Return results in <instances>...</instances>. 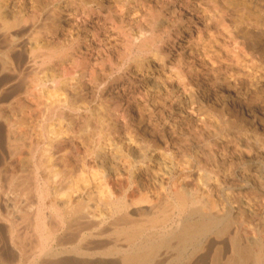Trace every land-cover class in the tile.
<instances>
[{"label": "rangeland", "instance_id": "obj_1", "mask_svg": "<svg viewBox=\"0 0 264 264\" xmlns=\"http://www.w3.org/2000/svg\"><path fill=\"white\" fill-rule=\"evenodd\" d=\"M261 1L263 4L260 0H174L173 3L165 4L162 15L165 18L152 32L156 37L159 35L155 41V49L158 48L157 51L160 52V59L153 60L151 64L153 69L136 71L133 74L134 66L129 65L123 68L122 72L120 69L115 70L110 75V80L105 83L103 92V98L113 99L112 115L107 117L106 122L114 123L120 130L127 123L139 140L144 142L147 159L152 152L163 154L173 161L171 167L174 166L173 170L180 172L172 180L175 188L181 186L195 190L199 201H207L208 205L213 203L220 211H236L231 212L234 217L224 213L223 218L232 225L231 235H234L235 226L238 227L240 242L253 252L250 264H264V234L258 227V218L264 211V0ZM64 17L70 19L74 26L84 22L90 29L95 24L94 15ZM140 21L143 22V19ZM114 34L120 37L118 33ZM150 34L151 32L147 31L145 36L150 37ZM118 39L120 40L115 42L123 41L122 37ZM138 41L139 39L135 42ZM82 44L83 47L89 46L85 42ZM103 44L104 42L97 46L102 51V56L108 47ZM5 48V41L0 36V53ZM99 48L87 52L91 63L95 61V57L98 58L96 55ZM106 53L107 50L105 57ZM148 56L152 59L151 55ZM8 57L12 62L8 66L4 67L0 62V264H31L13 258V254H28L35 250L33 247L36 233L20 220L14 221L13 230H10L5 220L9 213L7 203L12 201L21 205L37 199L38 175L35 165L39 155L45 154L44 148L48 139L45 141L41 132L43 126L50 130L55 121L46 119L44 99L37 95L33 62L26 54L18 51ZM18 61L26 63L19 67L16 64ZM211 68L215 69L211 72ZM214 71L218 74L213 73ZM118 74H122V79L115 82L113 78ZM155 74L160 75L159 81L156 82L159 83L158 95L163 103L158 102L154 107L141 83ZM145 76L147 77L144 78ZM87 79L88 76H85V81ZM227 80L231 85H226ZM250 80H256L258 88L252 87ZM174 96L183 102L182 108L187 111H183V115L187 117L179 115ZM82 111L79 113L86 115L87 111ZM203 117L206 118L205 124L200 120ZM44 121L46 122L43 123ZM48 125H51L50 129ZM80 149L81 155L78 152L76 156V152L71 154L73 168L70 177L58 187L59 196H62L60 198L71 193V201L88 203L90 209L101 216L109 213L100 203L101 191H108L113 195L126 191L128 196L133 197L144 195L150 199L148 206H153L154 210L158 208L164 212L171 208L168 204L173 199L167 202L166 199L170 198L168 196L156 197V192L159 188V191L162 189L155 180V169L151 168L146 158L142 163L134 165L130 171L132 174L123 171L128 169L123 162L115 164L111 171L107 172L97 167L93 161H85L82 158L85 154L84 148ZM210 150L212 154L209 153ZM48 153L47 151L46 154ZM19 158L28 159L30 164L22 170L18 169L15 161ZM176 159L181 160V166L174 162ZM76 161L79 165H76ZM87 162L94 164L91 167H82L88 164ZM181 167L184 169L178 171ZM202 168L211 173V178L207 179L203 175ZM53 169L61 172L70 168H64L60 162H56ZM82 186L87 188V193L80 191ZM68 187H71V190ZM98 189L101 190L100 193L96 192ZM169 214L167 229L176 226L180 220L174 210ZM163 216L164 213L160 215L161 218ZM148 217L149 215H143L140 211L132 214L135 225L146 223ZM50 218L49 216L47 221L48 233L51 232L49 238L56 235L62 243L67 244L72 236L57 232V221ZM161 226L162 223L153 228H139V240L147 241L148 234L158 232ZM102 232L106 238L90 239L87 250L119 246L121 252L126 248L122 236H115L114 227H105ZM111 236L118 239L117 244L109 240L112 239ZM139 240L137 242H140ZM208 241L195 253V261L191 264H209L213 249L227 247L228 236L218 238L212 235ZM192 253L193 249L186 250L179 259L180 263L182 258L187 259ZM228 255L229 252H225L222 260ZM82 261H85V264H121L118 254L97 255L84 259L71 257L69 260L58 255L51 264H83ZM180 263L174 259L160 262Z\"/></svg>", "mask_w": 264, "mask_h": 264}, {"label": "bare ground", "instance_id": "obj_2", "mask_svg": "<svg viewBox=\"0 0 264 264\" xmlns=\"http://www.w3.org/2000/svg\"><path fill=\"white\" fill-rule=\"evenodd\" d=\"M173 1L0 0V36L6 44L5 50H1L0 53L1 65L8 66L11 62L8 56H13L16 51L24 53L30 58L33 62V68L35 67L34 80L37 95L39 98L44 99L43 108L47 114L46 119L55 121L54 127L52 126L50 129L51 125H48L50 130H47V127L43 126L41 132L45 141L48 138L44 151L45 154L47 151L49 153L46 155L41 153L37 163L34 162L36 163L35 170L38 175L37 199L26 201L21 205H17L12 201L7 203L9 213L5 216V220L8 222L10 230H13L14 221L20 220L36 233L33 247L35 250L28 254L14 252L13 258L31 264H51L58 255L64 257L65 260H69L71 257L84 259L97 255L118 254L121 264H160L161 261L173 259L180 263L181 255L186 250L193 249V253L187 259L182 258L183 260L180 263L191 264L195 261V253L201 249V246L206 245L205 243L210 236L214 235L221 238L226 235L228 236L227 247L213 249L209 257V264H250L253 260L251 249L247 245H243L238 238V227L235 226L234 235L233 233L231 235L232 225L223 218L224 213H226V216H231V212L235 213V210L230 212L220 211L213 203L208 205L207 201L205 203L199 201L195 196V190L185 189L181 186L175 188L172 180L180 172L173 170L174 166L171 167L170 164L173 161L163 154L159 155L152 152L147 159L144 142L142 143L139 140L127 123L120 130V127L114 125L113 122V124L106 122L107 117L112 115L111 105L113 99L103 98L105 83L110 80L113 71L120 69L122 72L123 68L129 65L134 66L133 74L136 71L141 72L147 69L151 71L153 69L151 64L153 60L160 59V55L157 51L158 48L155 49V41L159 35L156 37L152 32H154L155 27L160 26L165 18L162 17L163 6L173 3ZM262 2L260 0V3ZM65 15H75L77 17L81 15L91 17L94 15L95 24L90 29L83 24L84 22L74 26L69 21L70 19L64 17ZM141 18L143 22L140 21ZM146 28H148V32H151L150 37L145 36ZM114 33H118L123 41L115 42L120 40L118 39L120 37L115 36ZM138 39L139 41L135 42ZM83 42L88 43L89 46L85 45L83 47ZM103 42L108 46L106 57L104 56L106 50L102 56V51L97 47ZM97 48H99L96 55L98 58L95 57V61L91 63L89 61L90 57H87V52ZM81 55L86 56L81 57ZM148 55H151L152 59ZM217 59L219 61V58ZM25 63L24 61H18L16 64L22 67ZM205 64L208 65V63ZM218 70L220 71V69ZM256 71L258 70L256 69ZM85 76H88L87 81H85ZM159 76V74H155L151 78L145 76L144 78H147L141 83V86L146 88L145 94L148 96V100L151 101L152 106V103H154V107L158 102H161V97L158 95L159 83L157 84ZM121 79L122 74H118L113 78L115 82ZM225 82H227L226 85L229 84L228 80ZM250 85L254 88L259 86L256 80H250ZM169 93L171 94V92ZM174 98L176 105H178L176 108L179 115L187 117L183 115L184 109L182 108L183 104H181L183 102L176 96ZM82 109L87 111L86 115L79 113L83 112ZM204 118L200 119L203 123ZM80 148H84L85 154L82 158L85 161H87L86 159L90 160V163L93 161L97 167L107 172H110L115 164L123 162L128 168L123 171L130 173L135 164L142 163V160L146 158L151 168L155 169V180L162 189L159 191V188L156 197L164 198L168 196L170 198L166 199L167 202L173 199L168 204L171 206L169 210L176 212L180 219L179 223L167 229L166 223L169 221L170 216L168 206L167 210L169 212H162L161 209L159 211L158 208L154 210L153 206H148L150 199L146 196H128L126 191L118 195H113L108 191L102 192L101 190L100 193L99 189L96 191L102 196V199H99L101 205L106 207L109 212L107 215L103 214L102 216L94 213L88 203L71 201L72 198L69 196L71 193L66 194L65 197L64 193H60L63 195V198H60L62 196H59L58 187L70 177V171L73 168L71 154L76 152V156L77 152L80 153ZM211 150L213 151V149ZM211 150L209 151L210 154H212ZM210 154L209 156H211ZM180 161L176 159L174 162L181 166ZM15 162L20 170L30 164L26 158L16 159ZM56 162H60L64 168L70 169L56 172L53 169ZM88 164L81 165L82 167H91L92 164H89L90 166ZM76 165H79L77 161ZM183 169H178V171ZM201 171L207 179L211 178L210 172H205L203 168ZM78 183H74V185ZM87 185L85 184V186ZM77 186H75V189L78 188ZM85 186L80 188V191L84 194L88 192ZM70 188L68 187V189ZM96 194L98 195V193ZM166 200L165 203H167ZM138 211L143 215H149L145 220L146 223L135 225L136 222L132 219V214ZM160 212L161 214L164 213L163 218L160 217ZM238 212H240L239 209ZM49 216L57 221V232L60 231L61 233L70 234V237L72 236L67 244L62 243L56 235L49 238L51 233H48L49 228L47 227ZM57 217L58 219H56ZM161 223L162 226L158 232H149L147 241L144 239L139 240L141 235L138 232L139 228L141 230L146 226L153 228ZM258 223H260V226L258 224L259 231L264 234V211L258 218ZM108 226L114 227L116 237L122 236L126 248L121 252L119 246H111L102 250L95 249L96 251L87 250L86 246L90 239L106 238L102 230ZM111 238L109 240L117 244L118 239L112 236ZM137 239L140 242H137ZM225 252H229V255L222 260ZM82 262L85 264V261Z\"/></svg>", "mask_w": 264, "mask_h": 264}]
</instances>
